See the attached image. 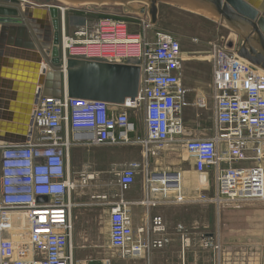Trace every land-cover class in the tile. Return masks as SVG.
Returning a JSON list of instances; mask_svg holds the SVG:
<instances>
[{
  "label": "built area",
  "instance_id": "obj_1",
  "mask_svg": "<svg viewBox=\"0 0 264 264\" xmlns=\"http://www.w3.org/2000/svg\"><path fill=\"white\" fill-rule=\"evenodd\" d=\"M133 24L104 16L94 22L85 19L67 34L62 19L59 49L63 58L137 64L138 94L122 105L66 94L40 95L32 106L25 142H0V264H88L75 259L71 247L75 206L71 192L93 174L72 173L74 147L138 144L146 165L151 146L178 145L199 166L215 169L214 192L210 199L203 197L205 201L217 206L222 202L235 206L264 203V70L225 45L213 44L208 55L213 135L191 137L183 122L184 53L180 40L154 27L149 18H142L136 30H131ZM133 110L143 112V137L135 135ZM140 165L131 161L113 171L121 190L134 183ZM170 174L162 171L160 176L146 175V189L159 192V197L151 200L147 196L143 204L184 201L178 179L181 173ZM101 197L106 199V195ZM199 199L200 194L190 200ZM100 204L108 211V244L122 259L141 257L162 248L167 241L152 237L165 230L161 216L135 226L123 199ZM21 219L24 224L13 226V221ZM13 227L26 230L27 239L7 235ZM178 229L184 249L190 237L184 226L178 225ZM217 238L215 233L204 234L199 241L202 248L212 251L213 264H222ZM225 264H264V255L257 254L253 259L228 257Z\"/></svg>",
  "mask_w": 264,
  "mask_h": 264
},
{
  "label": "rangeland",
  "instance_id": "obj_2",
  "mask_svg": "<svg viewBox=\"0 0 264 264\" xmlns=\"http://www.w3.org/2000/svg\"><path fill=\"white\" fill-rule=\"evenodd\" d=\"M68 1L48 0L47 3L39 4L24 0L25 3L34 6H56L58 8L61 7L60 9L63 8L67 34L72 33V27L79 24L81 18H83L82 20L87 19L90 22H94L99 17L115 16L122 20L133 21L131 18L134 15L130 14L131 11L122 3L115 4L110 1L98 2L95 0H79L72 3ZM139 4L141 3L132 2L129 5H134L137 8ZM192 6L183 7L175 5V3L174 5L162 4L155 27L175 35L180 40L184 53L182 71L185 117L183 116V122L186 132L191 137H199V131L197 130L201 126L199 128V125L194 123V118L200 117L201 121L211 123V99L209 94L207 96L205 92L206 96L200 92L199 98H192L195 90L194 88H189L188 85L193 82L199 85L201 82L210 80L211 63L208 60V55L213 44L224 46L227 39L233 38L237 42L239 38L231 26L215 13L213 15L205 14L204 11L202 12L203 7L200 5H194L196 7ZM131 29H133L132 26ZM203 88L198 89V91H203ZM131 116L135 119L137 135H143L145 131L142 110H133ZM166 148L170 149L171 146ZM134 152L135 158L137 160L140 159L139 149L136 148ZM169 152H167L168 159L172 162L177 163L180 160L184 164L189 163L190 173L183 172L181 174L183 177L181 185L184 201L175 204L183 205L184 226L188 225L192 227L194 239L200 240L204 234L215 233L218 236L217 239L222 258L224 257V259H221L222 264H225V259L228 257L229 259H236V257L244 255L246 259L247 257L253 259V256L257 254L264 255V203L235 206L222 202L217 206L210 201H205L203 197L210 199L214 192L215 169L213 167L199 166L195 158L189 156L184 150H178V154L175 151ZM106 153L110 154L109 151H103V154ZM72 156L76 164L81 163L86 158L82 153L77 154V157H75L73 149ZM187 175H189V178ZM143 180L142 172H139L134 184L142 186ZM90 188H87V190ZM105 193V186L104 188H98L97 192L91 195H89L88 190L86 197L87 206L78 205L73 208V242L76 244L80 240L86 246V248L78 252L79 256L90 257L91 259H84L89 264H102L103 261H108L109 264H147L148 259L140 257L136 259H122L118 251L109 246L108 226L106 225L107 217L103 213L104 207L100 204L105 200L102 201V199L96 198ZM156 193L157 195L159 194V192ZM198 194H200L199 200H190ZM169 195H172V192L169 191ZM154 199L158 198H151V200ZM19 221H13V226L24 224L22 219ZM7 235H11L13 239H27L26 230L19 229V227L7 230ZM189 237L191 238V236ZM235 253H238V256ZM185 260L189 261L190 259Z\"/></svg>",
  "mask_w": 264,
  "mask_h": 264
},
{
  "label": "water",
  "instance_id": "obj_3",
  "mask_svg": "<svg viewBox=\"0 0 264 264\" xmlns=\"http://www.w3.org/2000/svg\"><path fill=\"white\" fill-rule=\"evenodd\" d=\"M202 1L239 38L237 42L227 39L225 46L264 70V0ZM158 2L147 0V7L141 8L153 25L158 19ZM63 18L64 11L56 6L0 0V142H25L32 106L40 95L66 94L110 105H122L137 96V64L61 56L59 29ZM17 57L19 71L14 59Z\"/></svg>",
  "mask_w": 264,
  "mask_h": 264
},
{
  "label": "crops",
  "instance_id": "obj_4",
  "mask_svg": "<svg viewBox=\"0 0 264 264\" xmlns=\"http://www.w3.org/2000/svg\"><path fill=\"white\" fill-rule=\"evenodd\" d=\"M98 2H105L110 1L113 3H122L125 4V7L129 9L130 14L134 15L130 21L134 23L131 25L133 29L136 30L137 23L142 18H149L147 11L144 13L141 12V8L147 7L148 3L147 0H95ZM72 2H77L73 0ZM70 2V3H72ZM132 2H140L141 4L135 8L134 5H129ZM180 5L183 7L193 5L192 7H196L194 5H200L202 8V12L204 11L205 14H212L208 4L202 0H159L158 2V16L160 13V8L162 4H173ZM201 3V4H199ZM83 18L80 19V23L84 20ZM77 25V24H76ZM155 27V25H154ZM17 64V71H19V58H14ZM212 80V68H211V77L209 81H204L199 83L193 82L188 85L189 88H194L195 92L192 98L196 97L199 98L200 94L202 93L204 96V92L209 94L211 99V110L213 109V101H212V89L210 87ZM203 91L198 89H202ZM207 88V89H206ZM198 91V92H197ZM19 92V90H18ZM201 92V93H200ZM183 116L185 117L184 113ZM183 117V119H184ZM212 121L211 123H207L205 121H201L200 117L194 118V123L199 125L198 127L201 128L199 131V137H211L213 135V128H214V119H213V111H212ZM137 135V133L135 134ZM139 137H143V135H137ZM138 148L140 152V159L135 158L134 150ZM73 155L77 157V154L82 153L85 155V159L82 160L81 163L76 164V161L73 160V156H71V161L73 162L72 173H79L85 172L87 174H93V177L87 178L84 184H80L71 192V198L74 202L75 206L83 205L87 206V194L89 190V195L94 194L97 192L98 188H104L106 193V199L104 200H117L123 199L127 202L128 208L132 215L133 223L135 226L143 223H147L153 216L159 215L162 217L163 224L165 230L161 233L152 234V237H161L166 238L167 241L164 243L162 248L159 249H152L149 253L141 256L140 258L148 259L147 264H213V255L212 251L207 248H202L200 245V241L194 239L192 235V227L184 226V207L180 204L175 203H158L156 205H146L143 204L142 201L147 198H158L159 194L148 192L146 189L147 186L145 184V177L146 175H151L152 177L160 176L162 171H169L171 174L174 175L176 171L190 173L189 163H182L178 160L177 163L172 162L168 159L169 151H175L178 154V150H180L179 146H173L170 149L164 148H157L155 146H151L152 155L148 156L146 161V165H144V159L142 157V150L143 148L138 145H101V146H80L74 147ZM166 150H168L166 152ZM103 151H109L110 154H103ZM72 155V150H71ZM74 157V159H75ZM163 157V158H162ZM131 161H138L142 165L137 169L136 176L140 172H142L143 176V183L141 185H135L134 183L127 189L121 190L118 185L114 182V174L113 171L125 166L127 163ZM174 161V160H173ZM71 162V166H72ZM176 164V165H175ZM171 168V169H170ZM184 171H183V170ZM179 179L183 183V177L181 176ZM135 176V178H136ZM192 178L194 179L193 175L191 174ZM177 177V175H176ZM189 178V175H187ZM91 187L87 190V188ZM97 199H102L101 196H97ZM77 201V202H76ZM103 201V199H102ZM104 207V206H103ZM103 213L108 218V211L107 208H103ZM73 215V211H72ZM106 218V225L108 226V219ZM196 223V222H194ZM178 225H182L188 232V235L191 236L189 245L183 249V244L181 242V233L178 229ZM209 234V233H208ZM193 237V238H192ZM71 247L73 251V255L75 259H91L88 256H79L78 252L82 251V249L86 248L82 241H77L76 244L73 242V229H72V238H71ZM139 258V257H137ZM136 259V258H131ZM158 259V261H157ZM184 259V260H183ZM185 259H190L189 261ZM182 260V261H181ZM88 263V261L86 260ZM89 264V263H88Z\"/></svg>",
  "mask_w": 264,
  "mask_h": 264
},
{
  "label": "bare ground",
  "instance_id": "obj_5",
  "mask_svg": "<svg viewBox=\"0 0 264 264\" xmlns=\"http://www.w3.org/2000/svg\"><path fill=\"white\" fill-rule=\"evenodd\" d=\"M73 0H69L68 2H72ZM76 1V0H75ZM51 7V6H50ZM63 9V8H62ZM64 10V9H63ZM73 51H75V49H73ZM79 50H76V52ZM173 176H171L170 178H172ZM177 179V177H175ZM179 179V178H178ZM179 183L182 184L181 180L179 179Z\"/></svg>",
  "mask_w": 264,
  "mask_h": 264
}]
</instances>
